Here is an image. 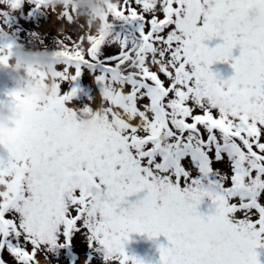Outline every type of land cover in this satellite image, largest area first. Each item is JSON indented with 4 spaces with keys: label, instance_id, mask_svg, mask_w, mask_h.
<instances>
[{
    "label": "snow or ice",
    "instance_id": "snow-or-ice-1",
    "mask_svg": "<svg viewBox=\"0 0 264 264\" xmlns=\"http://www.w3.org/2000/svg\"><path fill=\"white\" fill-rule=\"evenodd\" d=\"M9 3L17 9L22 0ZM113 3L108 26L138 23L140 38L131 47L113 38L121 50H106L96 109L72 103L79 88L70 87L83 68L100 63L104 44L89 34L56 53L52 100L28 105L11 150H0V264H41V257L46 264L45 250L69 246L77 233L100 246L105 264H143L124 251L133 233L166 237L160 264H259L264 0ZM234 10L246 16L226 37L220 29ZM214 38L222 44L209 49L204 42ZM217 62H231L229 89L205 86L217 80L210 71ZM82 116L101 125L84 143L74 123ZM141 192L147 195L129 205ZM205 197L215 209L207 216L198 211ZM204 239L215 246L202 249Z\"/></svg>",
    "mask_w": 264,
    "mask_h": 264
},
{
    "label": "rangeland",
    "instance_id": "rangeland-1",
    "mask_svg": "<svg viewBox=\"0 0 264 264\" xmlns=\"http://www.w3.org/2000/svg\"><path fill=\"white\" fill-rule=\"evenodd\" d=\"M115 7L111 6L110 12L114 11ZM109 13V12H108ZM37 18H33L34 16ZM69 12L66 10L63 11H54V6L49 3H45L43 6L41 4L37 6L35 0H22V4L17 9H12L9 3V0H0V33L5 35L6 37H11L18 43L19 47L23 51H38V52H46V53H57L63 49V47L75 44L81 36L88 37L91 34L92 39L96 36L93 34L91 28H89L83 19H81L78 23L73 20V16L71 15V22L68 20ZM52 16H58L62 25V31H57L54 28H50L47 33L40 32L35 23L40 20H46L52 18ZM99 22L100 18L98 17ZM126 22L121 20L112 19L111 22ZM102 24V23H101ZM138 24V23H137ZM129 30L128 27H126ZM117 31H113L112 37H116ZM125 37V36H124ZM133 37H135L133 35ZM98 38V37H97ZM129 42L131 39L125 37ZM136 38V37H135ZM218 38H214L216 40ZM213 39L210 41H205L206 47L213 46ZM219 41V39H218ZM10 49V50H9ZM111 48L105 49L110 50ZM210 49V48H209ZM0 51L3 52V59L5 51H13L12 48H9L2 42H0ZM120 51L116 52L119 53ZM240 54L239 47L233 50V57H238ZM4 63H0V104H8L10 100L9 94L11 93L14 84L11 79V72L5 66L6 60L4 59ZM53 66H55V62L53 60ZM212 74L216 77L218 81L226 82L230 80L234 75V69L231 67V62L229 63H220L217 62L213 64L210 68ZM74 74V73H73ZM101 73L98 71L82 70V75L79 80L73 82L71 84V88H79L77 95L73 98L72 103L75 102L79 107L82 106L81 95L86 93L93 83L96 87L99 97L102 95L101 86L96 82L97 77ZM56 73L54 72L53 78ZM34 78L40 81L46 79L43 74L34 73ZM20 98L19 104H11L15 108L19 109L22 113L27 111V106L31 105L30 103H36V105H41L36 100L24 99ZM11 103V100H10ZM100 103V100H99ZM221 103V110L224 111V103ZM95 108H93L94 110ZM29 118V115H23L18 118L16 121L12 122L11 125V137H12V146L15 143L14 130L19 127L22 123H24L25 119ZM23 120V121H22ZM95 121H93V124ZM78 126V125H77ZM79 127V126H78ZM3 128H0V134L2 133ZM3 141L0 140V147H3ZM198 211L204 215L213 214L215 209L212 205L211 200L205 197L201 204L199 205ZM82 235L83 233H77L75 237L72 238L75 244V250L72 253H68L64 250L63 246H58L55 249H46L44 255L46 256V264H82L80 260L82 258L87 261V264H105L104 253H94L89 251L88 245L98 246L96 244L90 243L86 241L84 243H80L76 237L77 235ZM140 235V237H137ZM86 237H88L86 235ZM143 240V241H141ZM128 246L132 245V252H125L129 257H135L136 259L143 262V264H160V251L161 247H169L168 241L166 237L163 235L156 237L154 239H149L147 234H137L133 233L130 235L128 239ZM127 241V242H128ZM150 241H153L150 243ZM63 240H59L58 244H63ZM78 243L81 246H77ZM61 247V248H60ZM88 248V250H87ZM149 249V254L145 255V251ZM257 255L259 259V264L264 263V251L260 248L257 249ZM83 260V261H84ZM41 264H45L43 257H41Z\"/></svg>",
    "mask_w": 264,
    "mask_h": 264
},
{
    "label": "clouds",
    "instance_id": "clouds-1",
    "mask_svg": "<svg viewBox=\"0 0 264 264\" xmlns=\"http://www.w3.org/2000/svg\"><path fill=\"white\" fill-rule=\"evenodd\" d=\"M47 3L54 6V11L66 10L73 16L75 22L81 19L91 28L96 37H103L107 42L112 37V29L102 28L98 17L107 15L109 6L115 7L113 0H47ZM246 13L243 10H234L227 15L223 27L220 29L224 36H234L237 25L245 19ZM4 59L6 67L11 72V79L14 87L11 91L17 97L36 100L40 104L49 103L54 96V72L53 58L46 54L29 55L23 51H5ZM34 73L43 74L46 79L43 81L34 78ZM219 85L221 88L229 89L227 82L215 80L207 82L206 87ZM223 103V102H222ZM224 111L230 112L231 107L224 103ZM221 109V103L217 104ZM23 113L11 104H0V128H7L12 122L20 118ZM92 116H82L74 123L79 126V139L82 143L93 140L97 137L101 125L94 123ZM0 150L7 152L3 147ZM214 241L204 239L200 242L202 249L214 247Z\"/></svg>",
    "mask_w": 264,
    "mask_h": 264
},
{
    "label": "flooded vegetation",
    "instance_id": "flooded-vegetation-1",
    "mask_svg": "<svg viewBox=\"0 0 264 264\" xmlns=\"http://www.w3.org/2000/svg\"><path fill=\"white\" fill-rule=\"evenodd\" d=\"M106 16L107 15H104V25H103V28L104 29H107V28H109V27H107V21H106ZM111 24H112V33H113V31H117V35H116V37H119V39L120 40H123V39H125V37H127L128 39L130 38L131 39V41L129 42V44H128V47H131L132 46V41L133 40H135V41H137V42H139V38H140V33L137 31V29H138V27H139V24H137V23H129V22H111ZM126 27H128L129 28V30H127L126 29ZM133 35L136 37V38H133ZM125 36V37H124ZM114 37H111L110 38V40L109 41H107V42H104V40H103V37H102V41H103V43L106 45V46H112V44H113V52H118V51H120L121 50V45H120V43L119 42H117V41H114V39H113ZM214 40V39H213ZM206 41H209V40H206ZM220 44H222V40H220L219 39V41H218V39H216V40H214L213 41V46L212 47H209L210 49H214L215 47H217L218 45H220ZM103 72V71H102ZM8 104H11L10 103V100H9V103ZM31 105H36V103H30ZM25 115H29V112H28V109H27V111L26 112H23V117H25ZM25 119V121L28 119V118H24ZM23 121V120H22ZM24 121V122H25ZM0 140H2L3 141V144H1L2 146H3V148H5L7 151H10L11 150V147H12V137H11V125H9L7 128H3V131H2V133L0 134ZM73 237H75V236H73ZM137 237H140V235H137ZM76 239L80 242V243H84L85 244V242L86 241H89L88 240V237H86V234H82V235H77V237H76ZM141 241H143V240H141ZM153 241H150V243H152ZM80 243H78V245L77 246H81V244ZM128 243H129V241L128 242H126L125 243V245H124V251L125 252H132V250H133V247L134 246H132V245H130V246H128ZM87 244V247L89 248V250H88V248H87V250H88V252L90 251L91 252V254H92V252H94V253H102L103 251H102V249L101 248H99L98 246H93V245H88V243H86ZM76 247H75V244H74V242H73V240L71 241V244L69 245V246H67V247H65V250L66 251H68V252H73L74 251V249H75ZM261 250H263L264 251V247H261L260 248ZM149 252H150V250L149 249H147L146 251H145V255L147 254H149ZM264 264V263H263Z\"/></svg>",
    "mask_w": 264,
    "mask_h": 264
},
{
    "label": "bare ground",
    "instance_id": "bare-ground-1",
    "mask_svg": "<svg viewBox=\"0 0 264 264\" xmlns=\"http://www.w3.org/2000/svg\"><path fill=\"white\" fill-rule=\"evenodd\" d=\"M35 25L37 29L42 33L48 32L50 28H54L57 31H62L63 29V25L58 16H52V18L49 19L48 21L46 20L37 21ZM99 100L100 97L98 91L94 86V84L92 83L88 91L81 95V102L83 107H79V108L80 109H83L85 107H92V109L96 108V106L99 104Z\"/></svg>",
    "mask_w": 264,
    "mask_h": 264
},
{
    "label": "trees",
    "instance_id": "trees-1",
    "mask_svg": "<svg viewBox=\"0 0 264 264\" xmlns=\"http://www.w3.org/2000/svg\"><path fill=\"white\" fill-rule=\"evenodd\" d=\"M45 3H42L41 6H43ZM33 18H37V16L35 15ZM0 42H2L3 44H5L6 46H8L9 48H12L15 51H23L20 49L18 43H16V41L12 38L6 37L5 35L0 33ZM26 52L29 55H41V54H46L49 57L53 58L54 62H55V55L56 53H46V52H38V51H23ZM58 53V52H57ZM105 51L103 50V47H101L100 50V54H99V59H100V63H98L94 69H96L97 67H99L102 63H103V57L105 56ZM103 55V57H102Z\"/></svg>",
    "mask_w": 264,
    "mask_h": 264
},
{
    "label": "water",
    "instance_id": "water-1",
    "mask_svg": "<svg viewBox=\"0 0 264 264\" xmlns=\"http://www.w3.org/2000/svg\"><path fill=\"white\" fill-rule=\"evenodd\" d=\"M145 195H147L146 192H141V193H139V194H137V195H134V196L128 197V198H127V200H128V204L131 205V204H135V203H137V201L140 200V199H143V197H144ZM125 207H127V206H125Z\"/></svg>",
    "mask_w": 264,
    "mask_h": 264
}]
</instances>
